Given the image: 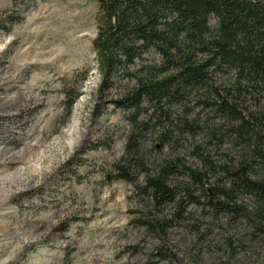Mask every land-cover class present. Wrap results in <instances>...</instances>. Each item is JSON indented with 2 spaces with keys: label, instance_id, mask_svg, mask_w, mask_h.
<instances>
[{
  "label": "rangeland",
  "instance_id": "1",
  "mask_svg": "<svg viewBox=\"0 0 264 264\" xmlns=\"http://www.w3.org/2000/svg\"><path fill=\"white\" fill-rule=\"evenodd\" d=\"M96 11V0H0V264H264L243 219L189 205L182 221L152 228L171 207L155 212L136 190L141 178L111 180L131 132L128 112L112 101L134 81L117 73L96 91ZM249 107L264 112L263 103ZM190 118L199 130L176 143L160 146L151 130L138 136L151 172L176 157L201 169L194 146L219 164L247 161L246 147L218 130L221 120L199 109Z\"/></svg>",
  "mask_w": 264,
  "mask_h": 264
},
{
  "label": "trees",
  "instance_id": "2",
  "mask_svg": "<svg viewBox=\"0 0 264 264\" xmlns=\"http://www.w3.org/2000/svg\"><path fill=\"white\" fill-rule=\"evenodd\" d=\"M96 4V36L91 41L99 75L96 91H108L117 73L134 81L112 101L116 109L128 112L131 132L122 156L110 166L111 180L141 178L136 190L150 198L155 212L171 207L168 218L148 223L152 228L163 230L182 221L189 205H201L214 215L243 219L250 240L264 248V112L249 109L264 104V0ZM209 17L214 26L208 24ZM148 53L158 62L141 63ZM218 75L230 77L229 82L219 83ZM194 109L221 120L218 130L224 129L221 134L234 145L246 147L247 161L219 164L194 146L201 169L176 157L160 161L151 172L139 152L138 136L151 130L160 146L192 136L200 128L196 118L188 119ZM216 134L212 131L210 138L218 139ZM239 195L250 199L248 207L236 204Z\"/></svg>",
  "mask_w": 264,
  "mask_h": 264
},
{
  "label": "bare ground",
  "instance_id": "3",
  "mask_svg": "<svg viewBox=\"0 0 264 264\" xmlns=\"http://www.w3.org/2000/svg\"><path fill=\"white\" fill-rule=\"evenodd\" d=\"M3 230H1V232H2Z\"/></svg>",
  "mask_w": 264,
  "mask_h": 264
}]
</instances>
